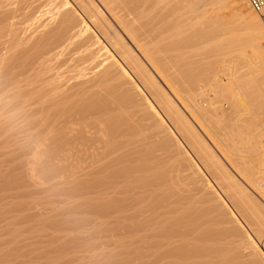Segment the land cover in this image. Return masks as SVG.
Masks as SVG:
<instances>
[{
	"label": "bare ground",
	"instance_id": "1",
	"mask_svg": "<svg viewBox=\"0 0 264 264\" xmlns=\"http://www.w3.org/2000/svg\"><path fill=\"white\" fill-rule=\"evenodd\" d=\"M70 1L0 0V264H264V19Z\"/></svg>",
	"mask_w": 264,
	"mask_h": 264
},
{
	"label": "rangeland",
	"instance_id": "2",
	"mask_svg": "<svg viewBox=\"0 0 264 264\" xmlns=\"http://www.w3.org/2000/svg\"><path fill=\"white\" fill-rule=\"evenodd\" d=\"M70 1V0H69ZM76 1V0H75ZM72 4H74V2L71 0L70 1ZM94 3H96V5L97 6H100V8L101 9H105V5H104V3H103V0H94ZM77 4V3H76ZM43 5V4H42ZM44 6V5H43ZM42 6V7H43ZM36 8V10H34V11H37L38 9L40 10V11H42V9H45V7H43V8ZM234 8V7H233ZM237 8V7H236ZM236 8H235V10H236ZM239 8V7H238ZM258 15V14H257ZM22 16V17H21ZM259 17L261 18V19H264V17L263 16H260L259 15ZM19 19V20H18ZM18 19H17V22L18 23H20V20H21V23H25L26 22V20L28 19L27 17H25V16H23L22 14H20V16L18 17ZM24 20V21H23ZM27 24V23H26ZM122 34H123V32H122ZM126 35V34H125ZM127 36V35H126ZM124 36L123 35V37H124V39H126V41L127 42H129L130 43V39H129V37L127 36ZM129 39V40H128ZM248 70V73H250L251 75H254V74H257V73H259L260 71H262V69H259V68H248L247 69ZM263 73H264V69H263ZM247 179H245V178H243L242 177V179H241V181H242V184L243 185H245L244 187H247V189H248V191L249 192H251V194H253V197L254 198H256V201L258 200V203H261V202H263V204L261 203V205H263L264 206V198H262V197H264V194H263V192H261L262 191V189L261 188H258V189H255V187H253V184L249 181V180H247ZM250 182V183H249ZM247 183H249V185L247 184ZM264 184V183H263ZM255 190H254V189ZM257 188V187H256ZM260 189H261V191H260ZM259 190V191H258ZM258 191V193H256ZM260 193H262V194H260ZM259 196V197H258ZM262 196V197H261ZM262 198V199H261ZM260 200V201H259Z\"/></svg>",
	"mask_w": 264,
	"mask_h": 264
},
{
	"label": "built area",
	"instance_id": "3",
	"mask_svg": "<svg viewBox=\"0 0 264 264\" xmlns=\"http://www.w3.org/2000/svg\"><path fill=\"white\" fill-rule=\"evenodd\" d=\"M247 2L254 12L264 17V0H247Z\"/></svg>",
	"mask_w": 264,
	"mask_h": 264
}]
</instances>
